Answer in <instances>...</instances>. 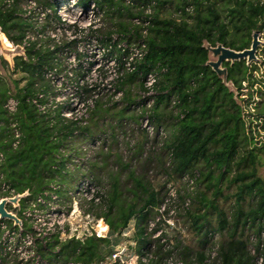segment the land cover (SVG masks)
Returning <instances> with one entry per match:
<instances>
[{"label": "trees", "instance_id": "16d2710c", "mask_svg": "<svg viewBox=\"0 0 264 264\" xmlns=\"http://www.w3.org/2000/svg\"><path fill=\"white\" fill-rule=\"evenodd\" d=\"M98 4L104 11L105 6L108 7L107 15L111 14L112 18L123 15L124 10L129 18H138L144 24L118 23L119 31L130 33L126 35L129 43L134 36L135 42L145 45V53L133 63L134 69L126 70L125 76L118 77V82L123 87L140 79L141 88L146 90L147 76L155 74L154 93L134 99L130 91H124L125 106L118 115L123 116L132 105L141 104L144 109L140 117L148 116L154 128L145 163H155L169 178L195 179V191L189 193L185 189L177 195L198 237V247L177 241L172 248L162 250L166 244L161 242L164 235L154 238L157 228L152 233L148 228L168 193H162L139 177H134V186L123 191L120 173L115 174L107 192L105 212L98 216L105 217L112 234H121L132 219H136L139 253L146 256L151 252L152 243L158 246L156 259H151V264H162L173 255L183 264H257V258L264 256V239L260 237L264 231V136L260 134V128L264 129V91L256 106L257 116L245 115L238 97L246 95L244 89L248 87L252 96L254 84L261 81L253 73L258 68L257 63L247 59L224 61L226 79H223L208 63L207 45L221 44L235 50L249 48L255 31L264 36V0H132L131 3L99 0ZM171 7L180 14H164ZM133 8L138 9L134 12ZM19 9L17 2L11 9L0 10V25L7 37L17 44L29 26L16 14ZM107 40L112 41V35L106 37ZM117 46L118 43L113 42L106 56L124 68L123 57L129 55V50L122 51ZM60 50L27 49V58L15 57L13 71L24 73L25 84L20 86L14 81L12 88L3 82L0 87V136L9 137L8 142L2 144L5 159L1 172L19 193L29 190L36 195L46 188L64 170L65 157L61 149L69 145L71 138L85 139L93 133L92 126L79 127L75 121L59 114L51 125L27 101L28 96L40 89H52L44 69L60 65ZM245 82L248 85H244ZM91 90L83 89L85 93ZM10 95L20 99L19 109L14 114L4 108ZM149 103L152 105L148 108ZM100 110V103H96L90 117L96 118ZM12 122L18 123L23 135L17 147L12 146L10 137ZM77 128L79 131L75 134ZM96 166L100 167L92 164V174ZM61 175L64 178L60 181L66 183L64 180L69 173ZM95 179L101 183L96 175ZM187 200L189 206H185ZM107 224L94 227L95 234L105 235L109 229ZM216 232L220 233L218 239L214 238ZM253 237H257L255 252L251 250ZM109 244L108 238L95 236L84 240L72 237L65 241L56 238L39 252L43 257L50 255L48 259L54 260V264H102L112 254ZM58 246L60 250L53 251Z\"/></svg>", "mask_w": 264, "mask_h": 264}, {"label": "rangeland", "instance_id": "374dc122", "mask_svg": "<svg viewBox=\"0 0 264 264\" xmlns=\"http://www.w3.org/2000/svg\"><path fill=\"white\" fill-rule=\"evenodd\" d=\"M25 3H21L20 6L22 7ZM137 9L133 8L134 12ZM108 11V7L105 6L104 13L98 16L97 19H93L91 24L88 19L83 20L82 28H76L71 33L72 38L68 36L70 33L66 37L59 36V39L64 44H68V48L58 53L60 65L56 67L57 70H53L56 74L54 80L56 83L62 84L63 87L66 85L70 86L72 92L63 101L72 109L69 111L72 112L73 117L76 116L79 119L87 120V125L92 126L91 131L93 133L89 135V138L97 137L98 135L106 137V142L103 147L95 150L94 155L92 154L94 159L92 158L89 165H84L83 169L76 162H70L69 157L68 160H64L65 164H69L68 167L65 165L67 167L65 171L69 173V176H67L68 179L64 180L66 183L63 184L66 187H71L83 174H92V164H98L101 168L98 166L94 167L93 172L95 174H93V177L94 180H96L95 175L98 179H101V183L97 184L103 187L102 190L105 194L111 189V184L114 179L113 176L119 173L120 187L123 191L134 186V177H139L143 181L151 183L155 189L162 193L175 195L178 194V191L183 192L185 189L189 190V193H192L197 187L194 178L188 176L183 179L169 178L158 165H154L155 163L149 165L145 163L152 146L151 139L154 131L152 128L147 130L141 126L143 118L140 116L144 108L131 107V109L123 113V116L118 115L119 112L123 111V107L125 106L123 98L126 91H130V96L134 99L148 96L151 92L147 88L146 90L141 88L140 79H135L133 82H128L121 87L118 82V77L125 76L126 70L122 68L118 61L107 57L106 54L108 52L104 54L105 52L102 49L104 45H110L116 42L118 43V49L122 48V51H124V49L129 48V51L134 52V55L139 52L137 56H140V52H143L145 49L144 44L141 41L135 42L134 36L132 38L133 41L129 43L126 35H130V33L122 30L119 31L120 27L118 23L122 22L125 25L143 26V22L141 21L139 24L137 23V18H129L124 10H122L123 15L120 16L117 14L114 18L111 17V14L107 15ZM164 14L178 16L180 13L176 12L174 7H171L165 10ZM111 35L113 40L106 41V37H110ZM71 39H74V42H71ZM103 40H105V43L102 44L101 41ZM258 40L259 43L255 53L256 58L254 59L258 68L253 73L256 79H260L261 81L254 84L252 96L248 93V87L244 89L246 95H242L240 98L238 97V102L243 103L245 115L251 114L252 116L255 115V117L258 114V108L256 106L262 100L261 91H264V36L262 33H259ZM218 45L215 47L207 45L210 51L209 63L218 61L219 53L214 50ZM14 53L15 55L12 56L6 51V56L0 57L1 83L7 82L12 88L15 85L14 81H18L20 86L24 85L26 81L23 72H13L14 59L18 55V51ZM6 57L8 60H6ZM219 70V74L224 79L226 68L223 66V63L219 65ZM228 85L231 89L235 90L231 83H228ZM244 85H248V82H245ZM86 87L92 90L83 96L82 90ZM80 103H84V105L80 106ZM96 103H100L101 110L98 116L92 119V116L90 117V111L95 108ZM151 105L149 104L148 108ZM257 128H260V126ZM260 134L264 136V129L260 128ZM84 140L82 137L71 138L69 145L66 146L69 147L68 150L66 147L61 149L62 154L65 156L68 155L70 148L75 147L76 149L79 146L77 144L83 143ZM100 155L102 156L100 157ZM103 161L104 164L102 163ZM62 178L64 177L60 175V180ZM65 198L67 205L72 208L70 224L66 234L54 236L51 242L56 238L61 241L72 237H79V239H86L89 236H95L100 239L108 238L110 241L108 249H111L112 254L102 264H151V259H156L155 254L158 251V246L155 243H152L150 246L151 252L149 251L146 256L139 253L138 241L135 238L136 219H132L129 226L121 234H112L105 217L98 216L105 212V202L102 203L101 201L98 204L90 203L81 195L73 199L67 196ZM171 203L176 205L177 213L171 217L170 222L161 226V235L165 237L163 243L168 242V244L162 247V250L166 251L172 248L177 241L181 242L182 245H190L191 247L197 248L198 237L190 227V220L186 214L184 205L179 199L175 203ZM100 223H105L109 226L106 234L102 237L94 232V227ZM59 250L60 246L53 248L55 252ZM48 256L50 255H46L44 258L49 264H54V260H49ZM181 261L177 255H173L172 258L165 259L164 264H180ZM58 264H61V262ZM259 264H264V259L260 260Z\"/></svg>", "mask_w": 264, "mask_h": 264}, {"label": "built area", "instance_id": "2783aa9c", "mask_svg": "<svg viewBox=\"0 0 264 264\" xmlns=\"http://www.w3.org/2000/svg\"><path fill=\"white\" fill-rule=\"evenodd\" d=\"M82 1L83 0H0V10L11 9L18 2L20 9L16 14L29 24L21 42L18 44L7 38V35L0 25V39L3 45L0 46V57L6 56L4 48L10 49L12 51V56L15 55L14 52L18 51L17 56H22L24 58H27L26 50L31 47L35 49H61L60 51L68 48V44H64L59 39V36L66 37V35L70 33L68 35L70 37L71 33H73L76 28H82L83 20L88 19L91 24L93 19H97L98 16L104 13V10H102L98 4L99 0H86V3ZM23 2L26 3L21 7L20 4ZM126 2L131 3L132 0H126ZM137 20V23L140 24L141 20L138 18ZM3 36L9 39L8 46L4 44L2 39ZM71 42H74V39H71ZM112 44L102 47L103 52H105L104 54L112 49ZM126 50H129V48L124 49V51ZM144 53L145 49L143 52H140V56H137L139 52L134 55V52L129 51V55L123 57L125 70H133V63H135L137 59H141ZM6 60H8L7 57ZM53 70H57V68L44 69V76L50 82L53 89L48 91L40 89L33 95L28 96L27 101L35 107L39 114L44 115L50 121L51 125L55 123L57 114H59L60 117L64 119L75 121L79 127L86 126L87 120L79 119L76 116L73 117L72 112L69 111L72 109L63 101L71 95V87L67 85L63 87L62 84L56 83L54 80L56 74ZM155 76V74H149L146 78V88L151 92L148 95L154 93L152 85L156 79ZM1 82L2 73L0 70V87L2 84ZM85 94L86 93L82 90V95L85 96ZM19 105L20 99L15 95H10L4 103V108L10 114H14L18 111ZM79 105L82 106L84 103H80ZM132 107L140 109L142 105L135 104L132 105ZM142 118L141 126L147 130L151 128L153 130L154 128L149 123L148 116L144 115ZM77 129L74 132L75 134L79 131V129ZM10 132L12 146L17 147L23 136L17 122L11 123ZM7 138L9 139V137L2 139L0 136V201L3 198L14 197L19 194V192L5 180L4 174L1 172V167L5 159V151L2 144L8 142ZM105 142V136L98 135L92 138L87 137L83 143L77 144L79 146H77L76 149L75 147L69 149V154L66 156L64 155L65 160H68L69 157L70 162H76L78 166L83 169L84 165H89L92 158L94 159L92 156L95 150L100 147L102 148ZM65 165H67V167L69 166V164L64 163V170L57 174L56 179L36 195H32L29 191L28 195L19 200L18 206H14L11 202L6 203L7 211L17 215L21 219L22 224L17 225L13 220L0 216V264H49L41 255L39 249H46L54 236L64 235L68 230L72 208L67 205L65 196L73 199L81 195L90 203L98 204L101 201L102 203H106L107 194L103 192V187L94 180L93 174L85 173L72 187H66L65 184L60 181V175L67 173L65 171L67 168ZM176 201H178L177 194H168L165 201L159 205L157 209L158 214L156 218L151 221L148 228V232L151 233L157 228V230L153 232L154 238H161L163 236L161 235V226L170 222L172 219L171 217L177 213L176 205L171 203H175ZM189 204L190 201L187 200L185 206H189ZM219 237V232L214 233L215 239ZM260 237L264 239V231H262ZM80 239L84 240L85 238ZM164 239L165 237H162L161 241L163 242ZM252 241L251 250L253 248L252 252H255L254 242L257 241V237H253ZM172 257L173 256L169 257V259ZM263 257V255H260L257 258V264L260 263V260L264 259ZM164 263L165 262H163V264ZM68 264L81 263L69 262ZM180 264H183V262L181 261Z\"/></svg>", "mask_w": 264, "mask_h": 264}, {"label": "water", "instance_id": "95a60500", "mask_svg": "<svg viewBox=\"0 0 264 264\" xmlns=\"http://www.w3.org/2000/svg\"><path fill=\"white\" fill-rule=\"evenodd\" d=\"M259 33H260L259 31H255L253 33V39H252L251 46L249 48H246L243 50H235V49L225 47L221 44L218 45V47L216 49H214L215 52L219 53L218 61H216L214 63L208 62L209 65L219 74V72H220L219 65H221L224 61H232L233 62L235 60H241V59H247V61H249V62L253 61L256 58L255 53L257 51V46L259 43V40H258ZM0 46H3L1 39H0ZM6 51L8 53L12 54V51L10 49L4 48L5 53H6ZM224 79H226V74H225ZM28 194H29V190H25L24 192L19 193L14 197H8V198L1 199V201H0V216L3 218L13 220L14 223L17 225H21L22 224L21 219L17 215H15L14 213L7 211L6 203L11 202L14 206H18L19 200Z\"/></svg>", "mask_w": 264, "mask_h": 264}, {"label": "bare ground", "instance_id": "6f19581e", "mask_svg": "<svg viewBox=\"0 0 264 264\" xmlns=\"http://www.w3.org/2000/svg\"><path fill=\"white\" fill-rule=\"evenodd\" d=\"M2 39H3L4 44L8 46L9 44L8 39L5 36H3Z\"/></svg>", "mask_w": 264, "mask_h": 264}]
</instances>
